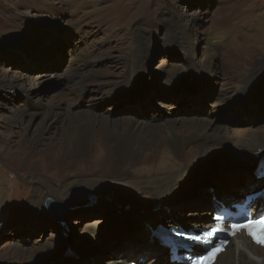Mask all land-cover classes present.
Segmentation results:
<instances>
[{
    "label": "rangeland",
    "instance_id": "rangeland-1",
    "mask_svg": "<svg viewBox=\"0 0 264 264\" xmlns=\"http://www.w3.org/2000/svg\"><path fill=\"white\" fill-rule=\"evenodd\" d=\"M117 1L103 0L97 3L96 7L86 8L64 1L48 3L26 0L24 5H17L15 9L21 13L28 12L24 16L27 17L29 13L34 12V9L41 8V12L37 14L41 16L32 17L31 21L24 23L22 20L19 21L17 12H9L5 9V0H0V78L6 76L9 78L8 82L12 83V85L6 82L0 84V147L9 146L11 153L17 154L20 148L24 147L22 138L26 129L32 134L39 128L49 125L50 119L46 118V109L55 102L65 104L69 71L82 61L91 58V61L95 60L91 65L96 67L97 72L92 76L94 78L87 86L85 96L80 100L79 105L73 107V110H83L82 113L90 110L94 111L95 115L98 114L97 116L101 114L100 116L110 119L129 114L138 116V113L150 112V115L154 111L158 116L154 120L156 122L170 118H190L194 112L200 118H204L213 108L212 104L219 101L221 90L228 83L237 81L239 76H242L247 65L245 63L248 62L246 52L250 38L259 42L256 43L255 51L264 49V0H135L136 2H133L128 9L129 16L126 17V14V18L123 17L121 21L116 18L120 8V2ZM51 7L57 8L56 14L46 13V8ZM87 9L88 13H86ZM32 21L33 24L29 25ZM173 21L177 27L175 32H179L180 29L182 31L183 36L180 34V37L183 41L179 44L173 41ZM37 24L38 26L33 30L32 28ZM29 26L33 31H28ZM140 30L143 31L144 38L143 49L141 48L139 53V78L134 85V92L125 96L117 91L120 89L108 85L107 81L122 77L120 74L126 72L127 65L124 64V60L133 55L137 41L134 36ZM251 35L252 37L249 38ZM214 43L217 46L212 45ZM192 49L197 54V58L202 57L204 66L207 61L208 65H212L211 69L206 71L202 64H192L198 69L203 68L201 71L203 73L191 72L186 77L188 86L175 88L171 85L173 75L183 62L191 65ZM184 50H187V56ZM261 61L258 62L259 66L257 65L258 73L255 74L256 77L262 78L251 88V93H254L256 98L257 94L264 90V62ZM117 65L119 66L116 67ZM43 74L47 75V79L39 83V76ZM22 85L31 88L28 95L31 96L30 101H26L27 98L20 90ZM146 90L155 93H150L151 91L147 93ZM143 96L146 103L141 107ZM61 99L62 102L59 101ZM249 99L250 95L242 109V104L240 107L229 106L227 112H223L219 117L216 116L215 123L220 126L226 125L225 127L230 130L245 125L252 128L263 126L264 107L244 114V107L254 102L247 103ZM237 109L241 111L236 112ZM23 111L33 115L31 117L26 115L23 121L12 124L16 115ZM210 117L214 118L213 115ZM58 124L59 121H56L45 134L52 136L59 130ZM226 161L213 173L203 175L184 186L170 199V202L180 203L197 195L200 196L202 191H209L211 185L217 184L218 176L230 168L236 169L232 180L244 184L250 175L251 165L246 159L238 162L231 157ZM0 176L3 177V181L10 179L18 183L12 192H8L9 212L0 222V261L5 258L10 243L19 241L24 247H33L42 243L59 246L60 255L51 264H64V262L69 264L73 260L72 257L96 255L102 247V241L106 242L112 238L113 241L123 240L124 236L128 235L127 226L134 222L138 215L147 214L142 210L151 213L149 209H145V202H142L140 207L128 209L119 215L108 212L106 207L98 203L93 206L74 204L68 206L64 216L65 229L59 231L55 218L47 214L42 206V199L32 194L31 186L34 183L37 185L40 180L36 182L35 178L28 176L26 171L16 167L12 161L1 157ZM49 183L55 188L58 186L56 179L50 178ZM88 190L89 188H84L82 192ZM46 198L52 197L48 194ZM212 199L208 198L209 202ZM234 199L235 197L231 201ZM160 205L163 203H158V206ZM33 206L37 209H32ZM155 207L156 204L151 209L154 210ZM205 209H210L211 213L214 208L206 205L201 211ZM218 209L215 208L214 211L217 212ZM95 218L101 220L103 231L101 230V234L91 245H80L78 243L80 231L87 224L92 222L94 224ZM114 230L116 231L113 232ZM68 241L73 245L66 246L65 243ZM164 254L162 247L153 246L149 249L147 258L153 257L157 260L155 264H159ZM131 261L141 262L136 258H131Z\"/></svg>",
    "mask_w": 264,
    "mask_h": 264
},
{
    "label": "bare ground",
    "instance_id": "bare-ground-1",
    "mask_svg": "<svg viewBox=\"0 0 264 264\" xmlns=\"http://www.w3.org/2000/svg\"><path fill=\"white\" fill-rule=\"evenodd\" d=\"M25 1L5 0L4 5L9 12H17L19 21L22 20V22L27 23L31 21L32 17L41 16L37 15L41 12V8L35 7L34 12L24 17L28 12L21 13L15 7L24 5ZM40 1L48 3L54 1L63 3L64 1L86 8H93L97 3L103 2V0ZM118 1L120 2V8L117 11L116 18L121 21L126 16L130 5L136 1ZM56 9L55 7L46 8V13L56 14ZM131 10L133 11V9ZM86 11L88 13L89 10ZM128 16L129 14L126 17ZM33 21L38 20L33 19ZM33 21L29 25L33 24ZM172 24L175 26H173V41L175 44H179L183 41L180 37L182 31L180 29L176 33V23L173 21ZM37 26L38 24L32 29H36ZM27 29L33 31L30 26ZM259 29L261 28L259 27ZM181 36L183 35L181 34ZM10 38L12 39V37ZM134 38L137 41L136 48H133V55L124 60V64L127 65L126 72L120 74L122 77L107 81L108 85L120 89L117 91L125 96L134 92V85L139 78V53L143 45V31L137 32ZM256 40L254 38L249 40L246 52L248 53V62L245 63L247 65L244 67L242 76L237 77V81L228 83L221 90L219 101L214 104L211 103L213 108L211 111H207L208 113L204 118H200L194 112L190 118H170L155 122L154 120L158 116L154 111L150 115V112L147 113L148 115L138 113V116L129 114L110 119L106 116H100L101 114L97 116L98 114L95 115L94 111L91 112L90 110H86L85 113H82L83 110H73V107L79 105L78 103L85 96L87 86L92 83L94 78L92 76L97 72L96 67L94 68L91 65L95 60L91 61V58L77 63L72 69L70 68L69 84L67 83L68 88L65 92L66 102L64 105L55 102L46 109V118L50 119L47 127H41L32 134L26 129L22 138L24 147L20 148V152L17 154L13 155L9 146L0 147V157L2 159L12 161L16 167L26 171L28 176L35 178V181L40 180L39 182L36 181L37 185L34 183L31 186V191L34 196L42 199V206L48 194L51 195L62 211L67 210L68 206L83 204L80 201H72L81 200L84 194L83 189L89 188L95 198H100L98 202L104 207L117 203L120 205L129 204L131 208H137V206L140 207L142 202H145V209L151 211L149 213L148 210H142L147 214L138 215L134 222L127 226L126 233L128 235L124 236L123 240L113 241L112 238L106 242L102 241V247L96 255L72 257L73 260L69 264H128L132 262L131 258L140 259V264H155L157 262L155 258H147L148 251L153 246L164 249L165 254L159 264H183L182 261L170 260L168 247L161 241L163 229L177 228L178 226L186 229L209 228L214 224L213 213H215V208L220 210L223 206L243 201L245 195L256 193L264 188V178H261L264 168L258 165V163H264V125L257 128L245 125L230 130V128L225 127L226 125L220 126L215 123L216 116L219 117L223 112H227L229 106L238 105L237 107H240L242 104V109L249 95L250 99L247 103L254 102L252 105L249 104L244 107V114L264 107V90L257 94V98L254 93H251L253 85L262 78L256 77L258 62L261 60H263L262 63L264 62V49L255 51L258 42ZM212 45L217 46L215 43ZM257 51L258 53H255ZM183 52L187 56V50ZM197 57L194 49H192L191 65L183 62L178 66L171 83L173 87L177 88L183 84L188 86L189 83L186 77L191 72L203 73L201 72L203 68L193 67V65H203L202 57ZM207 62L205 63L206 66H203L206 71H210L212 65H208ZM205 73L209 74L208 72ZM46 77L45 74L39 76V83L46 80ZM8 79L3 76L0 78V84L5 82L8 84ZM226 82L224 81V83ZM9 85H12V83H9ZM30 89L23 85L20 87L23 95L27 98L26 101H30L31 96H28ZM145 92L155 93L152 90H146ZM241 95L243 96L240 97ZM144 97L142 104H140L141 107L146 103ZM62 100L59 101L62 102ZM220 101L223 104H220ZM241 109H237L236 112L241 111ZM228 111L233 112L234 110ZM26 115L31 117L33 113L20 112L16 115L12 124L23 121ZM212 115L214 118L210 117ZM208 117L210 118L208 119ZM56 121H59V130L55 132L56 135L54 133L52 136H47L45 133L49 132ZM231 157L238 162H243L246 159L248 164L251 165L250 175L244 184H238L232 180L236 169L230 168L218 176L217 184L211 185L209 191H202L200 196L197 195L180 203L173 204L170 202V199L183 189L187 180L202 177L204 170L221 161L229 160ZM50 178L58 181L56 188L50 185ZM16 183L10 179L3 181V177L0 176V222L7 217L9 212L7 205L9 197L7 195L8 192L13 191V188H16ZM239 195L241 196L237 198ZM234 197L235 199L231 201ZM208 198L209 200L213 199L209 202ZM158 203H163V205L158 206ZM155 204L157 212L155 209L152 210ZM206 205H211L214 208L211 213L210 209L201 211V208L206 207ZM250 206L254 212L260 207L264 210L263 197L260 195L253 199ZM107 207L109 206H106V209H108ZM34 208L37 209L33 206L32 209ZM126 210L128 209L110 213L119 215ZM209 214L211 215L209 216ZM94 220L96 221L94 224H92L93 222L87 224L80 231L78 241L80 245H91L101 234L103 227L100 223L101 220L98 218ZM63 224L64 222H62V225H58L57 229L59 231L64 230ZM185 242L190 245L191 239H187ZM36 243H38L37 240ZM193 248L194 253L202 250L200 247ZM109 249L110 251H108ZM181 251V247L178 245L175 254H180ZM5 254V258L0 261V264H51L59 257L60 252L57 251V246L52 243L24 247L21 242L16 241L14 244L10 243ZM115 255L117 257H114ZM214 264H264V247L254 244L244 233L236 234L235 237L230 239L226 250L218 256Z\"/></svg>",
    "mask_w": 264,
    "mask_h": 264
},
{
    "label": "snow or ice",
    "instance_id": "snow-or-ice-1",
    "mask_svg": "<svg viewBox=\"0 0 264 264\" xmlns=\"http://www.w3.org/2000/svg\"><path fill=\"white\" fill-rule=\"evenodd\" d=\"M261 178H264V173L261 174ZM214 220L216 223L213 227L202 229L201 234L189 236L187 238L208 244L218 233L230 229V234L232 235L246 231L247 235L257 244L264 246V213H258L255 217H244L242 220L231 223L230 225H228L223 215L215 216ZM224 243V241H220L219 244L211 247L206 254L196 256L191 260V264H214L217 255L223 250Z\"/></svg>",
    "mask_w": 264,
    "mask_h": 264
},
{
    "label": "water",
    "instance_id": "water-1",
    "mask_svg": "<svg viewBox=\"0 0 264 264\" xmlns=\"http://www.w3.org/2000/svg\"><path fill=\"white\" fill-rule=\"evenodd\" d=\"M180 86H185V85L183 84V85H180ZM224 162H226V160L225 161H221L218 164L210 167L209 169L204 170L202 172L201 176L213 173ZM193 180H195V179L190 178L189 180L186 181L184 186H186L187 184H189ZM91 193L92 192H90V190L85 191L84 194H83V197L81 198V200H74L73 202L80 201V203H83V204H86V205H92V206L97 204V203L99 204L98 201H99L100 198H95L93 196V194H91ZM99 205H101V204H99ZM43 206H44V209H45L46 213L51 215V216H53L55 218V222H57L58 225L59 224L62 225V222H65L64 216H65L67 210L64 209L62 211L60 209L59 205L55 202V200H53L52 198H46L45 201H44ZM106 206H109V207H107L108 208V212H115L117 210H123V209H131V205H129V204L120 205V204L115 203V204L106 205ZM214 212H216V211H214ZM64 229H65V227H64ZM65 245L70 247V246L73 245V243H71V241H68L67 243H65ZM58 250L60 252V247L59 246L57 247V251Z\"/></svg>",
    "mask_w": 264,
    "mask_h": 264
}]
</instances>
